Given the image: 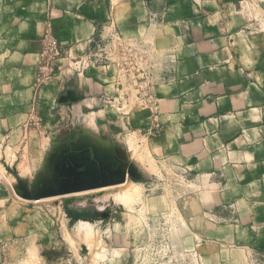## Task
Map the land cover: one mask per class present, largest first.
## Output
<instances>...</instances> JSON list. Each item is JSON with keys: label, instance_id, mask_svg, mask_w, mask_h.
<instances>
[{"label": "crops", "instance_id": "obj_1", "mask_svg": "<svg viewBox=\"0 0 264 264\" xmlns=\"http://www.w3.org/2000/svg\"><path fill=\"white\" fill-rule=\"evenodd\" d=\"M105 34L127 45L99 49ZM49 38L64 51L44 81ZM134 40L154 58L139 83L151 86L140 97L154 102L153 153L196 167L219 200L210 207L231 202L264 223V0H0V204H23L3 181H22L21 165L43 182L52 152L83 146L52 143L69 114L113 118L125 83L112 56L129 67Z\"/></svg>", "mask_w": 264, "mask_h": 264}, {"label": "rangeland", "instance_id": "obj_2", "mask_svg": "<svg viewBox=\"0 0 264 264\" xmlns=\"http://www.w3.org/2000/svg\"><path fill=\"white\" fill-rule=\"evenodd\" d=\"M127 40L105 34L97 44L121 51ZM130 46L129 67L117 52L112 56L115 78L125 83L122 97L108 104L113 118L69 114L52 135V143L78 138L83 146L72 152H83L90 165L75 166L81 173L71 181L98 187L60 194L62 160L54 152L44 185L25 180L23 165L22 181L17 175L3 179L15 193L25 191L22 182L27 190L37 186L40 194H54L36 201L16 194L23 204L14 207L1 202L0 264H264L263 216L241 214L231 202L210 207L219 200L209 197L196 167L153 153L147 120L154 102L148 94L140 97L151 86L139 83L153 76L154 58L140 54L136 40ZM242 227L255 238L244 242Z\"/></svg>", "mask_w": 264, "mask_h": 264}, {"label": "water", "instance_id": "obj_3", "mask_svg": "<svg viewBox=\"0 0 264 264\" xmlns=\"http://www.w3.org/2000/svg\"><path fill=\"white\" fill-rule=\"evenodd\" d=\"M55 156L57 158H60V175L57 174L59 176V183H61V187H60V194H67L76 190H80V189H88L91 188L92 186H97L95 184H91V183H73L71 181V178L73 176H77L78 174H80L81 172H77V170H75V166H79L82 165L84 163H86L85 165H90L89 162L86 160V158H81L82 153H69L68 154V158L66 159V157L64 155H57V153H54ZM62 158V159H61ZM65 159V161L63 160ZM41 182V183H40ZM39 184L44 185V181L42 182L41 180L39 181ZM35 186V185H34ZM101 186V185H100ZM20 187V186H19ZM86 187V188H85ZM98 187V186H97ZM23 189H25V191H21L18 192L17 194L20 195V197H23L25 199L28 200H39L40 198H42L43 196H49L54 194V192L51 191H46L47 193L44 195L39 193V188H37V186H35L32 190H27L25 187H23Z\"/></svg>", "mask_w": 264, "mask_h": 264}, {"label": "built area", "instance_id": "obj_4", "mask_svg": "<svg viewBox=\"0 0 264 264\" xmlns=\"http://www.w3.org/2000/svg\"><path fill=\"white\" fill-rule=\"evenodd\" d=\"M63 47L62 45H60L56 39L54 38H49L48 40V46L45 49V57L47 59V63L45 64V69H44V75L42 77L43 80L48 79L51 74H50V70L52 68V63L55 59H57L58 57L61 56V54L63 53ZM51 65V67H50ZM32 124L37 125V123L35 121L32 122Z\"/></svg>", "mask_w": 264, "mask_h": 264}, {"label": "bare ground", "instance_id": "obj_5", "mask_svg": "<svg viewBox=\"0 0 264 264\" xmlns=\"http://www.w3.org/2000/svg\"><path fill=\"white\" fill-rule=\"evenodd\" d=\"M121 185H122V184H121ZM123 185H124V184H123ZM123 185H122V186H123ZM124 187H126V183H125V186H124ZM124 187H123V188H124ZM80 223H82V222H80ZM83 223H85V222H83ZM80 226H82V225H80ZM80 229H81V228H80Z\"/></svg>", "mask_w": 264, "mask_h": 264}]
</instances>
